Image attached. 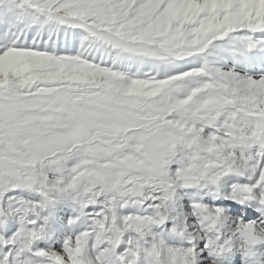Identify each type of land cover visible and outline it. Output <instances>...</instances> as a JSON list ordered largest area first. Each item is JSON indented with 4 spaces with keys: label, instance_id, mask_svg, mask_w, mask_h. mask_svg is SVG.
<instances>
[{
    "label": "snow or ice",
    "instance_id": "snow-or-ice-1",
    "mask_svg": "<svg viewBox=\"0 0 264 264\" xmlns=\"http://www.w3.org/2000/svg\"><path fill=\"white\" fill-rule=\"evenodd\" d=\"M0 264H264V0H0Z\"/></svg>",
    "mask_w": 264,
    "mask_h": 264
}]
</instances>
